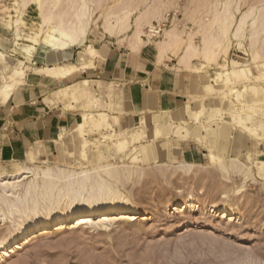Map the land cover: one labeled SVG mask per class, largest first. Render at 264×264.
I'll return each instance as SVG.
<instances>
[{
  "label": "rangeland",
  "instance_id": "rangeland-1",
  "mask_svg": "<svg viewBox=\"0 0 264 264\" xmlns=\"http://www.w3.org/2000/svg\"><path fill=\"white\" fill-rule=\"evenodd\" d=\"M24 1L0 0V37L6 38L7 42L6 44L0 41V51L6 53V50L13 48L11 52H8L11 58L2 60L3 66H11L15 62L14 59L20 58V48L33 43L29 39L30 35L41 33L39 42L36 44L40 48H44L45 38L51 39L52 35L61 36L53 30L54 20L42 25L41 8H37L31 1L28 3ZM45 1L48 0H44V5H47L48 2ZM121 1L123 0H98L97 2L93 0L91 2L94 14L85 43L93 44L96 35H107V30L103 27L106 18L109 16L113 18L114 15L126 10L127 6V10L134 11L129 35L132 36L135 32V22L139 12L152 8L153 26L157 22L166 25L161 35L153 36L154 33L149 32L152 24L147 23L141 28L143 38L164 40L166 31L176 26L180 31L181 40L175 49L183 52L186 45L192 41L197 46V51L187 60L189 64L187 68L192 76V86L197 87L193 92L190 91L185 107L189 106L193 110V115L188 116V112H184L185 107H183L172 111L171 117L185 121V124L193 129L194 132L186 138L191 137L204 148L203 160L195 164L192 168L194 170L186 173L187 175L180 173V171L183 172L180 169V171L175 170L179 162L184 160H174L172 152L170 157L156 158L155 151L148 156H142L140 153L138 154L140 158L134 161L126 160L124 152H117L113 148L118 144L117 137H104L103 134L109 130L107 127H96L85 135L90 139L98 138L89 145V158H83L79 154L84 136L70 138L65 146L67 151H72L70 153L57 155L51 153L50 149H54L52 147L57 145L53 141L37 162L36 158L32 157L34 165L66 166L81 171L93 168L98 163L109 161L121 164L126 161L140 167V173L132 175L122 189L143 210L134 219H115V222L108 227L97 226L100 221L99 216L87 221L86 224H77L73 222L74 219H71L68 227L62 230L52 229L54 226L52 225L51 232L40 235L28 243L24 244V240L21 239L20 247H14L16 252L11 253L12 255L6 257L0 264H264V167L262 163L264 161V113L261 110L264 108V100L253 102V99L257 97L255 95L258 94L250 88V84L254 83L264 86V77L258 80L254 77L255 74L264 70V57L256 62L253 60L250 31H247V36L242 42L233 38L228 50H223L228 44L226 38L223 47L217 46L215 55L213 53L209 55L205 54L203 49L213 41L211 38L210 42L208 39L209 43H205L204 36L209 32L217 34L219 31L215 16L223 11L227 0ZM261 2L264 3L263 0H234L232 10H236L237 5L241 6V9L236 12V22L240 21L248 7L252 4L262 5ZM122 3H125L123 6L126 8L122 7ZM26 4L28 6H24ZM22 12L26 16V23L21 24L23 34L21 38L16 39L14 22L21 17ZM115 18L114 16L112 20ZM263 40L264 34L260 37L262 44ZM15 41L19 44L15 45ZM84 44L75 48L83 50ZM234 71L241 72L244 80L226 84L224 79L228 72L232 74ZM5 72L8 73V71ZM239 90L249 92L246 98L247 103L240 102L239 96L237 98ZM261 93L264 96V90ZM236 111H240V115L257 132H250L245 124L234 120ZM196 112H199L198 117ZM161 120L162 116L158 114H152L150 117L153 124ZM169 122L168 126L173 128L179 120ZM146 126L147 124L143 123L140 130ZM157 128L161 129V132L157 135L151 134ZM140 130L133 131L131 128L123 135L125 138L136 137ZM172 138L173 133L167 134L166 127L150 124L143 133L141 142L150 141L156 146L164 139L168 142L170 140L171 144ZM109 145L110 151L101 154L100 150L108 148ZM138 148L140 150V147ZM210 152L220 155L227 161L237 158L244 162V169L239 173H231L229 176L212 160L210 161ZM19 162L27 163V161ZM11 166L13 161L0 162V170L7 169L3 170L6 171L5 173L16 171V168ZM33 177V175L26 178L22 176L20 180L25 184ZM239 188L241 190L236 195ZM179 189L183 190L184 195L188 192L197 193L196 195L200 197V208H188L184 212H179V205L175 204L178 201H185ZM213 202L220 205H233L234 214L222 217L216 211H211L209 208ZM11 228L12 223L9 218L1 222L0 236L7 234Z\"/></svg>",
  "mask_w": 264,
  "mask_h": 264
},
{
  "label": "bare ground",
  "instance_id": "bare-ground-1",
  "mask_svg": "<svg viewBox=\"0 0 264 264\" xmlns=\"http://www.w3.org/2000/svg\"><path fill=\"white\" fill-rule=\"evenodd\" d=\"M28 1H31V3L36 5L37 8H41L40 10L42 11L43 15L42 25L54 20L53 22L55 23V28L53 30L61 35H52L51 39L45 38L43 43L44 48L66 50L73 49L76 45H82L85 43L87 31L93 20L94 10H92L91 7V2L93 0H48L45 1L48 2L47 5H44V0H25L24 2L28 3ZM97 1L98 0H96V2ZM131 2L133 3V1ZM233 2L234 0H227L225 6H223V11L219 12L217 16H215L218 22L217 24L219 31L217 34L209 32L204 36L205 43L208 42V39L210 42L211 38L213 43H210L211 45L205 44L206 46L203 50L205 54H214L217 52L216 47H223L224 41L226 40L228 41V44L225 45L223 50H228L233 38L239 40V42H242L247 36V31L249 30V38L251 41L250 47L253 54V60L255 62L259 61L261 57H264V42L263 44L260 42V37L262 34H264V3L261 2L262 5L252 4L242 14L240 21L237 23L236 12L241 9V6L237 5L236 10H232ZM125 3H122V7H124L123 4L125 5ZM137 5L138 4H136V6ZM24 6H28V4ZM151 9L152 8H147L145 11L139 12V15L136 17L134 38L140 43L143 42V38L141 36V33L143 32L141 29L143 24H152ZM126 10L124 9V12L121 11L120 14L114 15L116 17L114 20H112L114 16L113 18L111 16L106 18L103 27H105V30H107V32H109L111 35L116 33H118V35L122 33L125 34L130 30L131 18L134 11L133 9ZM25 17V14L22 12L21 17H18L14 22L16 26V39L21 38V35L23 34V28L21 24L26 23ZM153 27L154 26L152 24L151 29ZM233 27L235 28L234 31ZM40 34L36 33L35 35H30L29 39L33 43L23 45L22 48H20L24 57L31 58L35 52H38L42 55L46 54V50L44 48L39 49L36 47V44L39 42ZM179 38V29L176 26L170 28L166 31V37L164 40H162V48L165 46H171V44H173V42L177 41ZM51 40L54 41L52 42ZM17 44H19V42L15 41V45ZM85 48L92 56H95L99 53L97 48L91 44H87ZM196 51L197 46L192 41L188 43L185 54H183L181 57L182 62L188 60L196 53ZM217 56L218 55H216V57ZM6 58H8L7 53L0 51V102L6 101L11 97L16 82L21 81V78L26 73V64L24 59L16 58L13 65L7 67L3 66L1 63L2 60ZM91 65L93 64L91 63ZM80 69L81 68L77 64L68 63L56 65L54 67L47 68L44 71L47 73L49 80L58 79L60 81L64 78H68L70 75L74 74ZM237 69L239 70V67ZM5 71H8V73ZM40 72L42 71L40 70ZM222 75L220 77H222ZM254 77L257 80L264 77V70L259 74H255ZM240 80H244L242 73L234 71L232 74L228 72L224 82L226 84H230L233 82H239ZM26 82L30 83L32 80L27 79ZM83 82L89 84L90 80L85 79ZM250 88L253 89L252 91L254 93L258 94L255 95L257 97L256 99H253V102L256 103L260 100H264V96L261 93L264 90V86L262 84H250ZM248 93L249 92H246L245 90H239L237 98L239 96L240 102L247 103L246 98ZM60 95L63 97H75V93L69 85L64 86L60 90ZM69 103L68 105H70ZM72 104L73 103H71V107L74 108L75 106ZM261 110L264 113V108ZM186 111V108H184V112ZM198 115L199 112H197L196 116L198 117ZM233 119L239 123L245 124V127L250 132H257L256 129L251 126L242 115H240V111L235 112ZM107 120L108 118L102 113L100 114V119H98L92 112H86L84 113L79 124V130L82 132L86 127L89 128L90 126H102ZM115 121L117 122V118ZM146 121L147 120L145 117H140L138 121L132 126V130H140L143 123L147 124ZM106 123L112 129V132L104 134V137H117L116 142L119 144L117 145L120 146L122 150L130 148L136 143V137H124L123 133L128 129L118 131L119 129H115L113 122ZM91 130H93V128ZM258 135L261 136L259 133ZM97 140L98 138L93 139V142L89 141L88 139L84 141L83 147L79 150L80 156L83 158H89V145L90 143H94ZM109 151L110 145L108 148H102L100 150L101 154ZM65 152L70 153L72 151H67L63 143H60L53 150V153L56 155ZM130 155L131 154L127 153L126 158L129 159ZM209 155L210 161L212 160L218 168H220L225 174L229 176L231 173H239L244 169V162L237 158H231L227 161L214 152H210ZM31 159L33 160L34 158ZM32 160L31 163L25 164H22L21 162H15V172H0V223L7 221L8 218L12 223V228L9 230V232L3 236H0V263L5 260L6 257L11 256V253L16 252L14 247H20L19 244L21 239L24 240V244L28 243L40 235L51 232L50 227L52 225H54L52 229L62 230L68 227V222L71 219H74L73 222L77 224H86L88 223L87 221H91L92 218L99 216L100 221L97 223V226L99 225L101 227H108L110 224L115 222V219H134L135 216L143 210L137 203L133 202L131 197L122 189L127 181L129 182V180L132 178V175L140 171V167L138 166L127 162L120 164L108 161L104 163H98L93 168H87L78 171L75 168L72 169L66 166L47 165L45 167H41L34 165ZM262 163L264 167V161H262ZM195 164L196 163L193 162L182 161L175 170L178 171L180 169L183 171L181 172L179 170L180 173L185 175L192 170ZM161 171L163 170L161 169ZM31 175L34 177L25 184L22 183V180H20L22 176H25L26 178ZM240 190V188L237 189L236 195H238ZM180 192L184 195L183 190L179 189V193ZM196 194L193 192H188L186 195H184V202L178 201L175 204L179 205V212H184L188 208H200V197H198ZM209 209L213 212L216 211L222 217H229L235 212V207L233 205H220L216 202L211 203Z\"/></svg>",
  "mask_w": 264,
  "mask_h": 264
},
{
  "label": "crops",
  "instance_id": "crops-1",
  "mask_svg": "<svg viewBox=\"0 0 264 264\" xmlns=\"http://www.w3.org/2000/svg\"><path fill=\"white\" fill-rule=\"evenodd\" d=\"M129 31L119 35L109 32L104 36L96 35L93 44H84L85 47L87 44L96 47L98 56L89 54L85 47L83 50L75 47L66 50L44 48L45 55L35 52L31 58L24 57L20 52V58L26 64V73L21 81L16 82L11 97L0 102V162L13 161L12 168L15 162H31L33 156L37 162L53 141L57 143L52 147L55 149L60 143L66 146L70 138L80 134V138L84 136L81 140L83 147L84 141L93 140L85 136L92 128L107 127L109 130L106 133H110L112 129L106 122H113L115 129H120L118 131L131 129L143 116L147 126L139 131V135L136 134V143L124 150L119 144L113 147L117 152H124L125 158L127 153L131 154L126 160L134 161L140 158V155L137 156L140 153L148 156L156 151V158L170 157L172 152L174 160L201 163L204 148L191 137L186 138L194 132L193 129L185 121L171 117L172 111L186 106L190 91L197 87L192 86L188 61L181 60L186 48L183 52L175 49L181 36L171 46L162 48V40L142 37L143 42L140 43L134 38V32L131 36ZM5 39L0 37V41L7 44ZM12 50H6L8 58H11L8 52ZM68 63H75L81 69L60 81L48 79L45 69ZM27 79L32 82H26ZM85 79H89L90 83H84ZM66 85L71 87L75 97L60 95V90ZM71 103L76 108H72ZM185 108L188 116L193 115L189 106ZM86 112H92L98 119L102 113L108 120L102 126L86 127L81 132L79 124ZM152 114L161 115L162 120L151 123ZM170 120H179V123L172 128L168 126ZM150 124L166 127L167 134L172 132V143L167 139L156 146L150 141L141 142ZM159 132L161 129L157 128L151 134ZM54 149H50L51 153ZM3 170L7 169L0 172Z\"/></svg>",
  "mask_w": 264,
  "mask_h": 264
},
{
  "label": "built area",
  "instance_id": "built-area-1",
  "mask_svg": "<svg viewBox=\"0 0 264 264\" xmlns=\"http://www.w3.org/2000/svg\"><path fill=\"white\" fill-rule=\"evenodd\" d=\"M166 24H164V23H159V22H157V24H154V29H149V32H152V33H154L153 34V36H157V35H161V33L163 32V30H164V26H165Z\"/></svg>",
  "mask_w": 264,
  "mask_h": 264
}]
</instances>
